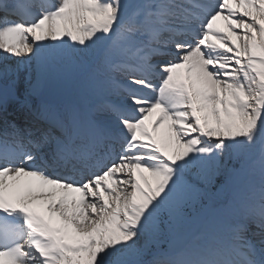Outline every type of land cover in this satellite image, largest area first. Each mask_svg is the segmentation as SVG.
<instances>
[{"label": "snow or ice", "instance_id": "6c2138e0", "mask_svg": "<svg viewBox=\"0 0 264 264\" xmlns=\"http://www.w3.org/2000/svg\"><path fill=\"white\" fill-rule=\"evenodd\" d=\"M0 264H264V0H0Z\"/></svg>", "mask_w": 264, "mask_h": 264}, {"label": "rangeland", "instance_id": "374dc122", "mask_svg": "<svg viewBox=\"0 0 264 264\" xmlns=\"http://www.w3.org/2000/svg\"><path fill=\"white\" fill-rule=\"evenodd\" d=\"M13 79H16L17 80L16 87L18 88L19 92L22 93L23 92V89L25 87V81L22 78V74L21 73H14ZM21 97H23V96L21 95Z\"/></svg>", "mask_w": 264, "mask_h": 264}, {"label": "bare ground", "instance_id": "6f19581e", "mask_svg": "<svg viewBox=\"0 0 264 264\" xmlns=\"http://www.w3.org/2000/svg\"><path fill=\"white\" fill-rule=\"evenodd\" d=\"M12 67L13 68H15L16 66H15V63H13L12 64ZM25 71L24 70H21V71H19L18 73H21L22 74V78L24 79V76H25V73H24ZM21 99H23V97H20ZM12 107L14 108V107H17V105H16V103L15 102H13V105H12ZM12 109L10 108V111H11Z\"/></svg>", "mask_w": 264, "mask_h": 264}]
</instances>
